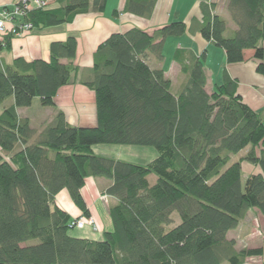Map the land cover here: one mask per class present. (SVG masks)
Returning <instances> with one entry per match:
<instances>
[{
    "label": "trees",
    "instance_id": "obj_1",
    "mask_svg": "<svg viewBox=\"0 0 264 264\" xmlns=\"http://www.w3.org/2000/svg\"><path fill=\"white\" fill-rule=\"evenodd\" d=\"M157 1L128 0L125 12L150 19ZM57 3L28 12L23 21L38 31L59 27L103 13L107 0ZM226 11L234 30L209 3L197 30L225 52L228 65L244 63L245 52L253 51L256 72L264 77V0H227ZM186 32L180 21L154 35L134 28L98 47L82 80L95 93V128L73 127L58 112L37 133L18 115L35 99L56 108L59 90L78 72L75 37L53 43L50 62L0 60V107L14 100L0 114V264H244L263 256L262 248L237 251L228 235L251 210L264 216V150L256 155L264 143V112L244 102L227 72L208 92L206 53L198 58L176 51L186 82L177 95L172 92L171 80L148 59L162 61L167 39ZM98 145L151 147L158 157L137 165L96 155ZM243 162L263 174L244 183ZM151 176L158 179L153 186ZM88 178L112 181L106 194L116 202L110 209L113 229L101 241L73 236L71 226L80 218L56 203L66 190L82 217L92 219L82 196ZM174 214L180 222L172 228ZM32 241L38 244L28 245Z\"/></svg>",
    "mask_w": 264,
    "mask_h": 264
},
{
    "label": "crops",
    "instance_id": "obj_2",
    "mask_svg": "<svg viewBox=\"0 0 264 264\" xmlns=\"http://www.w3.org/2000/svg\"><path fill=\"white\" fill-rule=\"evenodd\" d=\"M20 1L21 0H0V10L3 8H13ZM48 1L51 8L54 9L58 7L57 2L59 0ZM115 1L117 2L115 3L116 5H114L116 7L110 12L108 11L109 0H107L106 9L103 13H89L86 15H80L76 17V19L70 24L49 28L42 31L33 30L24 33L21 37H11L9 46L7 48L0 49V60L5 65H11L18 59H24L29 63L37 60L50 62L51 45L55 42H65L68 38L75 37L77 39L78 46L76 58L74 60V66L79 70L78 72L80 73V78L84 79L85 76L89 75L90 71L93 69L94 55L98 47L112 34L126 33L131 29L138 28L149 35H154L156 31L162 29L163 27L180 21L184 22L187 26L186 34L181 37L182 41L185 43L184 45H181L182 43L178 42V46L176 47L174 53H176L177 50H188L198 58L206 53L205 65L207 67L209 62L208 57L210 54V46H213L214 48L216 47L213 44L206 42L202 38L201 34L197 30V25L199 26L204 20L203 9L206 3L211 5H213L212 3H215L214 5H216L218 1H221L224 3L223 6H226L225 4H227V0H210L212 3L208 2L207 0H158L154 13L150 19H142L126 13L125 7L128 0ZM214 5V14L220 16L221 12L219 11L218 7L215 8ZM224 19L227 22L230 30H234V26L231 27L228 23L230 17L229 19ZM136 24H141V27H138ZM152 31L153 33H151ZM167 42L168 39L166 44ZM224 54L223 59H221L222 64L220 67H218V70L214 71L211 70V67H205L208 92L211 93L213 91L211 90L210 86L214 87V85H221L223 83L224 74L227 72L233 79L238 81V93L243 97L244 102L253 111L257 113L264 112V77L256 72L258 62L253 58L254 52H245V62L237 65H228L226 54ZM152 60V56L150 55L148 59L149 65L153 69L163 70L166 77L171 80L172 87L175 86V80L173 79L172 74L170 75L168 69L165 70L163 67L164 61L163 63H156L153 60L154 63L152 64ZM63 63L67 64L68 62L63 61ZM176 64L177 62H175L173 65L175 66ZM177 65V67L181 70L180 65ZM185 82H181L179 92ZM55 103L56 108H45L41 106L39 99H35L33 105L30 108L18 109V115L20 118H26L30 120V123H32L30 118L34 117L33 112H38L41 114L46 113L48 115L47 118L50 120L49 123H51L57 113L62 112L65 115L68 124L73 127H97L98 117L95 93L89 88L85 87L82 82H72L70 85L61 88L55 98ZM13 105L14 100L9 99L2 107H0V114L5 108L11 107ZM31 127L34 131H38L36 130L37 128L33 126V124ZM37 133H40V131ZM99 147L100 146L93 147V151L96 155L114 159L113 157H109L107 155H100L101 153H99ZM263 150L264 145L261 146V148L256 149V155L259 156L260 152ZM148 153L152 156L150 163L158 157L157 153ZM240 158H243V156ZM115 160L128 162L120 159ZM141 160H144V163H140L138 165L149 164L146 159ZM243 171L246 179L251 175L263 174L262 169L259 166L252 165L248 162L242 163V172ZM111 185L112 181L105 178H88L86 180L85 186L82 189V196L90 212V217L95 222L97 230H94L93 227H86L82 230L85 231L83 234L84 236L78 238L101 241L103 240L105 233L111 232L113 225L110 218V208L112 206L110 207L109 204H104V202L100 199V196L102 194H106L108 188ZM108 198L111 199L113 204L116 203L113 198L109 196ZM56 203L60 209L70 215L73 219L83 216L82 212L75 206L66 190L58 194L56 197ZM256 212L257 214H255ZM250 214H255L253 215V219H251ZM256 220L261 222V229H257L255 224H253ZM260 231L264 232V216L261 215L258 210H251L247 217L241 222L238 229L229 233L228 238L236 242L237 251L261 248L264 250V233L260 234V236L258 233ZM100 235L102 237L99 238L98 236ZM244 264H264V253L259 259H247Z\"/></svg>",
    "mask_w": 264,
    "mask_h": 264
},
{
    "label": "rangeland",
    "instance_id": "obj_3",
    "mask_svg": "<svg viewBox=\"0 0 264 264\" xmlns=\"http://www.w3.org/2000/svg\"><path fill=\"white\" fill-rule=\"evenodd\" d=\"M207 1L210 2V0H207ZM115 3H117L115 0H109V3H108V11L109 12L113 8L116 7V6H114V5H116ZM210 3H212V2H210ZM212 4L214 5L215 3H212ZM223 4H224L223 2L218 1V3H216V5H214V7L215 8L218 7L219 11L221 12V15L220 16L229 19V17H228L229 15H227L228 13L226 11V6H223ZM228 19H227V21H228ZM228 23L230 24L231 27L234 26L233 23L230 21V19H229ZM136 25H138V27H141V24H136ZM151 33H153V31ZM178 42L182 43L181 45H184V43H185L184 41H182L181 37H171V38L168 39L167 44L165 43V46H164L165 49L163 50L164 56H163V60L162 61H158L154 56H152V59L156 63L157 62H162L163 63V61H164V64H163L164 69L165 70L168 69V71L170 72L169 74L170 75L172 74V77L175 80V86L172 87V92L174 94H177L179 92V87H180L181 82L183 83V82L186 81V79H185L186 76L177 67L178 66L177 65L178 63L175 65L176 68L173 65L176 62L175 61V53H174V51L176 50V47L178 46ZM223 54H224V52L221 49H216L213 46H210V54H209V57H208L209 58V62L207 64V67H211V70H214V71L215 70H218L219 69L218 67H220V65L222 64L221 59H223V57H224ZM164 57H165V60H164ZM152 61H151V63L153 64L154 61L153 62ZM205 64H206V62H205ZM205 67H206V65H205ZM82 80H83V78H80V73L77 72V74L75 75V78H74V82L80 83V82H82ZM216 86L217 85H214V87L213 86H210L211 90H213ZM33 115H34L35 118L33 116H32L33 118H30L31 119V122H32V123H30V125L33 124V126L35 128H37L36 130H38V131H36V132H39V131L42 132L44 130V128L47 125L50 124L49 123L50 120H49V118H47L48 115L46 113H42L41 114V113H38V112H33ZM29 122H30V120H29ZM263 145H264V143L261 146H263ZM98 146H100L99 147V150H100L99 153H101L100 155H107L109 157H113L114 159H120V160L128 161L130 163H135L137 165L140 164V163H144L143 162L144 160H141V159H146V161H148L150 163L152 156L149 155L148 152H153L155 154L157 153V151L154 148H151V147L120 146V145H98ZM259 148H261V147H259ZM144 150H146V151H144ZM248 151H249V149L247 151H245L243 154L239 155L235 159V161L240 160L241 159L240 157H242V156L244 157V155ZM242 176H243V182L245 183L246 178H245L244 171H243ZM157 180L158 179L156 178V176H151L149 178V182H150V184L152 186L157 183ZM100 199L104 202V204H106V205L109 204L110 207L114 205L113 202L111 201V199H109L106 194H102L100 196ZM255 214H257V212ZM255 214H250L251 219L254 218L253 215H255ZM80 218L81 219H84V217H80ZM173 220H174V224L171 226L172 228L174 226H176L180 222V219H179V217H178L177 214H174L173 215ZM253 224H255V227L257 229H261L262 228V226H260V225H262L261 222H258L257 220L254 221ZM86 227H90V226L88 224H86L85 228ZM112 229H113V227H112ZM96 230H97V228H96ZM84 232L85 231L78 230V229H73L71 231V234L73 236H75V237H83L84 236L83 235ZM258 233L260 235V234H263L264 232L263 231H260ZM101 235L98 236V237L99 238L102 237ZM35 244H38V242L37 241H32V242H29L28 243V245H35ZM259 258L260 257L254 258V259H259Z\"/></svg>",
    "mask_w": 264,
    "mask_h": 264
},
{
    "label": "built area",
    "instance_id": "obj_4",
    "mask_svg": "<svg viewBox=\"0 0 264 264\" xmlns=\"http://www.w3.org/2000/svg\"><path fill=\"white\" fill-rule=\"evenodd\" d=\"M49 6L48 0H21L13 8H3L0 10V43L5 48L6 37H21L24 33L34 30L30 23L23 21L28 12L36 9H44ZM88 224L96 230L93 219H79L72 224V228L83 230Z\"/></svg>",
    "mask_w": 264,
    "mask_h": 264
}]
</instances>
